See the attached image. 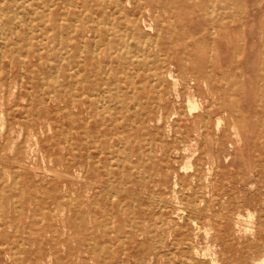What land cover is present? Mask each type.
Listing matches in <instances>:
<instances>
[{
	"label": "bare ground",
	"instance_id": "obj_1",
	"mask_svg": "<svg viewBox=\"0 0 264 264\" xmlns=\"http://www.w3.org/2000/svg\"><path fill=\"white\" fill-rule=\"evenodd\" d=\"M224 49L236 56H256L259 77L264 78V11L261 9L250 19L242 0H0V58L7 57L11 65H21L31 54L40 58L45 55L48 75L41 85L50 84L57 91L67 84L74 87L65 113L75 136L72 140L65 137L70 142V155L59 156L64 169H82L89 183L100 187L93 195L95 199L99 193L137 196L147 192L141 212L130 220L120 205L114 208L97 202L105 215L101 228L106 242L100 244L95 239L97 231L86 224L83 200L72 204L56 178L51 180V186L46 178L31 179L22 161L24 157L20 156L26 152L25 143H19L15 155L9 156L0 142V236L11 242L6 225L19 226L27 215L31 217L30 227L38 224L33 217L36 208L27 205V201L37 200L44 212L51 202L75 211L76 215L65 219L77 229L83 226L77 237L100 264L120 260L112 245V233L118 235L115 241L119 243L125 242L122 236L134 242V234H148L143 243L155 258L162 249L175 244L187 252L178 264H217L220 258L222 264H248L249 256L255 258V264H264V259H260L264 255V222L259 225L257 238L238 245L231 243L229 234L234 224L224 207L232 202V196L227 195L232 184L226 186L207 176L205 159L218 157L216 149L207 146L212 134L211 109L207 106L192 117L185 112V107L198 108L196 88L201 85L207 87L210 97L216 95L222 101L227 89L220 83L224 66L219 65L214 54L217 58ZM198 52H204L205 57L200 59ZM241 67L236 62L234 70ZM175 70L179 71V78ZM136 76L139 84L134 80ZM237 82L236 79L234 84ZM2 84L0 78V90ZM165 84L167 91L162 90ZM152 85L157 87L154 92L145 90ZM177 96L185 105L176 108L179 117L168 127L169 133L157 123L150 132L152 121L170 117V105L174 106ZM224 105L227 102H220L221 110L226 109ZM234 106L227 107L232 115L238 110ZM41 108L39 115L46 112L45 107ZM108 121L114 129L118 128L120 134L116 137L110 135ZM119 128L128 132L122 133ZM61 133L52 137L55 142ZM192 139L199 150L195 151V167L182 174L178 163L187 156V143ZM172 175L176 178L170 186ZM114 176L115 181L111 180ZM259 194L260 191L247 200L254 201ZM165 207L182 209L184 214L173 212L175 215L167 217ZM151 211L154 215L160 212L161 224L156 221L154 227H147L144 214L150 216ZM118 214L123 219L116 223L113 219ZM186 225L196 232L206 225L213 228L212 239L219 244L218 251L210 255L196 249L194 236L189 235L192 231L186 234L183 230ZM50 248L51 252L55 249ZM43 250L45 246L41 244L35 250L37 256L30 252L28 261L36 264ZM135 258L143 257L139 254Z\"/></svg>",
	"mask_w": 264,
	"mask_h": 264
},
{
	"label": "rangeland",
	"instance_id": "obj_2",
	"mask_svg": "<svg viewBox=\"0 0 264 264\" xmlns=\"http://www.w3.org/2000/svg\"><path fill=\"white\" fill-rule=\"evenodd\" d=\"M242 1L247 4V12L250 19L255 18L261 9L264 11V0ZM237 3L240 4L241 1H237ZM197 18L199 19L200 17L197 16ZM200 52H198V57L202 59L205 57V53ZM214 58L218 60L219 65L224 66V74L221 75L220 83L225 84L227 89L225 94H223L222 101L220 98L216 99V95L214 98L210 97L207 87L201 85L200 88H196L198 108L191 110L185 107V112L186 115L192 117L202 112L207 106L212 111L210 120L212 134L208 139L207 146L216 149L218 157L216 160L205 159V169L208 178L215 177L217 181L224 182L226 186H229L230 183L232 184L230 194H227L232 196V202L224 207V211L230 215L234 224V229L229 234L230 241L234 245H238L245 243L247 239L257 238L259 225L264 222V78L259 77V59L254 55L246 58L243 55L236 56L231 50L224 49L220 50L217 58L214 54ZM26 60L24 64L11 65L9 58H0V66L2 67L0 78L3 81V86L0 90V142L4 143L5 152L9 156L15 155L16 146L19 143H25L26 152L20 156L21 158L24 157L22 161L25 163L26 173L30 175L31 179L46 178L45 180L49 181V186H51V180L56 178L60 181L62 191H65L70 196L72 204H76L79 199L83 200L82 203L86 210V224L97 231L95 239L102 244L106 242L101 228L105 215H103L97 202L101 201L104 205L114 208L120 205L122 211L130 215L128 218L130 220L141 212V202H144L147 198V192L137 196L121 193L111 195L110 192L103 195L99 193V198L95 199L93 195L98 192L100 187H97V184H95L96 186L93 185V187L89 180L86 179L85 172L82 169L71 168L69 171L64 169L59 156L67 157L70 155V142L67 139L70 138L72 140L71 137L75 136V129H71L69 126V115L65 113V108L72 98L74 87L67 84L60 89L58 88L59 90L57 91L50 84L42 86V82L48 75L47 58H45V55L40 58L31 54ZM236 62H239L242 67L234 70ZM234 71L235 73H233ZM174 74L176 78L180 77L178 70H175ZM236 79L238 82L235 85ZM134 80L139 84L138 76ZM70 88L71 90H69ZM167 88L168 85L165 84L162 90L167 91ZM179 88L182 91L181 84ZM153 89L155 90L157 87L155 88L152 85L145 88L147 91H153ZM135 90L137 93L138 88H135ZM172 96L175 97V95ZM174 102V106L170 105V117L168 116L167 120H159V122L157 120L152 121L149 127L150 132L155 129V123H157L169 133L171 123L175 122L179 117L176 108L185 105L181 96L175 98ZM220 102H227V105H224L226 109H220ZM230 105H235L234 107L238 109L234 115L227 108ZM41 107H45L44 111L46 112L39 115L38 111L42 109ZM2 124L4 125L3 127ZM108 126L111 136L116 137L120 134L118 128L114 129L111 121H108ZM119 129L122 133L128 132L122 128ZM148 131L147 133H150ZM235 131L236 135L234 134ZM60 132L63 133H61L60 139L55 142L52 137ZM20 133L22 134L20 135ZM187 144L188 151L185 153L187 156L180 158L178 163L182 174L193 171L192 167H195L194 156L199 151L196 150L195 139H192ZM185 157L189 159L187 160ZM114 167L116 169L119 168L118 166ZM174 177L176 178L175 175H172L168 181L170 186L174 185ZM111 180L115 181L116 177H112ZM133 187L138 191L137 188L139 187L137 184ZM259 191L260 194L256 200H247L252 195L258 194ZM227 195L226 198H228ZM27 205L36 208L33 217L38 224L30 227L31 217L27 215L19 226L15 224L6 225L12 240L8 242L0 236V264H32L28 261V255L31 252V256H37L38 251L35 250L41 244L45 246V250L41 253V259L36 264H100L87 246L82 244L77 237L80 227L82 228L83 226L80 225L77 229L65 219L68 216L76 215L74 210H69L66 205L55 206V203L51 202L49 209H45L44 212V210H41L37 200L27 201ZM152 207V210L155 211L156 207ZM178 210L164 208L167 217L175 215L176 212H178L179 216L184 214L182 209ZM150 213V216L144 214L145 218L143 221L146 226L154 227L157 222L161 224L160 212L156 211L155 215L152 211ZM240 213L243 216H240ZM253 213L256 217L253 216ZM122 219L123 215L118 214L113 220L118 223ZM250 221L253 222L251 223ZM208 226L206 225V227ZM206 227L196 232L190 225H186L183 230L186 234L192 231V234L189 235L191 238L194 236L196 249H200L201 252L205 250L211 255L215 250L218 251L220 246L218 243L213 242V228H209V226L208 229L210 231H208ZM157 229L160 232L159 226ZM205 230L207 231L205 232ZM207 232L209 233L207 234ZM147 235L134 234L136 239L134 242H131L129 237L122 236L125 242L119 243L115 241L118 235L112 233L114 238L112 245L120 258L115 264H178V261L182 260L181 257L187 254L186 251L182 252L181 247L171 244L168 248L162 249L160 256L155 258L150 253V250L146 248L145 243H143L148 238ZM108 241L109 238L107 237V243ZM23 245L25 247H22ZM52 246L55 248L53 252H51L50 248ZM70 248L73 251L70 252ZM205 248H209L211 251L209 250V252ZM28 249L30 251H26ZM140 251L143 252L139 253ZM139 254L143 258L138 260L135 257ZM217 255L219 258L221 257L220 252ZM260 259H264V255ZM254 260L255 258L249 256L248 264H255ZM222 262L221 258L216 260L217 264H222Z\"/></svg>",
	"mask_w": 264,
	"mask_h": 264
}]
</instances>
